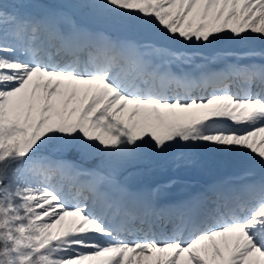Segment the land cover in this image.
<instances>
[{"label":"snow or ice","instance_id":"6c2138e0","mask_svg":"<svg viewBox=\"0 0 264 264\" xmlns=\"http://www.w3.org/2000/svg\"><path fill=\"white\" fill-rule=\"evenodd\" d=\"M0 264H264V0H0Z\"/></svg>","mask_w":264,"mask_h":264},{"label":"rangeland","instance_id":"374dc122","mask_svg":"<svg viewBox=\"0 0 264 264\" xmlns=\"http://www.w3.org/2000/svg\"><path fill=\"white\" fill-rule=\"evenodd\" d=\"M256 47H259V43H256ZM219 161H215L212 159H209L207 157L201 158L197 163L187 167V168H181L179 170H176L175 172H169L166 175H157L152 177V180H155L157 182H163L166 180L167 175L171 176H184L185 179H193L197 180L198 178H205V177H212V175L218 171L219 169H225V165L217 166L216 164ZM176 173V174H175ZM136 179H140L137 177H133ZM177 185V184H176ZM175 186V185H174Z\"/></svg>","mask_w":264,"mask_h":264},{"label":"bare ground","instance_id":"6f19581e","mask_svg":"<svg viewBox=\"0 0 264 264\" xmlns=\"http://www.w3.org/2000/svg\"><path fill=\"white\" fill-rule=\"evenodd\" d=\"M199 187L200 186H198L197 188H195V187L192 188L191 186H188V188L180 187V188L170 189L169 191H170V194L173 197H178V196H183L185 193L192 192V191H196V189H199ZM185 190H187V192H184Z\"/></svg>","mask_w":264,"mask_h":264}]
</instances>
